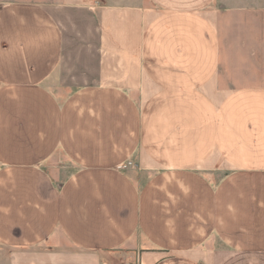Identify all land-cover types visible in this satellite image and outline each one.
Here are the masks:
<instances>
[{"label":"crops","instance_id":"crops-1","mask_svg":"<svg viewBox=\"0 0 264 264\" xmlns=\"http://www.w3.org/2000/svg\"><path fill=\"white\" fill-rule=\"evenodd\" d=\"M241 2L0 1V264H264V86L228 80L264 74V7Z\"/></svg>","mask_w":264,"mask_h":264},{"label":"rangeland","instance_id":"rangeland-1","mask_svg":"<svg viewBox=\"0 0 264 264\" xmlns=\"http://www.w3.org/2000/svg\"><path fill=\"white\" fill-rule=\"evenodd\" d=\"M3 1V0H0ZM68 1V0H67ZM71 2H75V4L81 3L82 0H70ZM110 2H128L129 0H107ZM236 4H241L243 1V4H249L251 5H259L264 7V0H235ZM79 5V4H78ZM258 18L256 21H254V25H263V16L264 13H257L256 14ZM252 18V17H250ZM63 20L65 23V26L68 30H71L73 33L79 32V34L82 33H88L91 38L95 37L97 34V24H98V15L94 13L93 11H88L87 9H83V7L78 6L73 8L72 10H69L65 12L63 16ZM253 21V19H251ZM249 24H252L248 22ZM77 34V36L79 35ZM262 38V36H261ZM257 40L259 42H262V39L257 37ZM258 48L259 46H254ZM264 51L259 52V57H264ZM263 64V62H260ZM236 72V71H235ZM234 72V73H235ZM253 73V75L250 76H237L234 75L233 78L228 77V80L230 81V84L232 83V86L234 88H241V87H247V86H264V74L262 71H258L257 69H254V71H250ZM133 167V166H132ZM135 167V166H134ZM124 253L121 254V256ZM127 254L123 255L126 256Z\"/></svg>","mask_w":264,"mask_h":264},{"label":"built area","instance_id":"built-area-1","mask_svg":"<svg viewBox=\"0 0 264 264\" xmlns=\"http://www.w3.org/2000/svg\"><path fill=\"white\" fill-rule=\"evenodd\" d=\"M132 166H133L132 163H129V164H128V167H132Z\"/></svg>","mask_w":264,"mask_h":264}]
</instances>
